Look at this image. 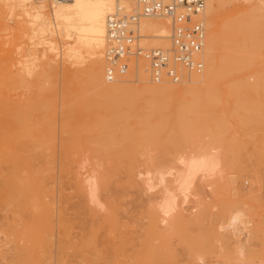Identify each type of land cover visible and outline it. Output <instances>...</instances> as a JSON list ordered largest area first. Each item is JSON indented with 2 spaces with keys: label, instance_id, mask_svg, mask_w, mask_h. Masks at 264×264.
Masks as SVG:
<instances>
[{
  "label": "rangeland",
  "instance_id": "374dc122",
  "mask_svg": "<svg viewBox=\"0 0 264 264\" xmlns=\"http://www.w3.org/2000/svg\"><path fill=\"white\" fill-rule=\"evenodd\" d=\"M43 4L48 7L47 0ZM222 4L217 24L229 25L246 23L257 0ZM7 14L0 2V264H161L163 247L182 264H264V79L255 90L232 85L254 84L253 72L264 76V12L256 52H222L247 57L250 66L214 83L219 101L200 104L213 113L207 125L200 107L182 113L184 129L197 123L184 136L155 132L177 116L179 96L155 98L163 105L158 113L137 90L144 100L106 99L83 67L46 51L45 38L61 50V36L42 40L24 28L19 32L17 13ZM29 61L35 68L26 74ZM133 79L134 73L126 85L139 89ZM218 119L225 125H216ZM144 127L149 141L142 138ZM179 140L188 144L177 148ZM203 145L215 148L222 161L219 174L197 185L183 205L189 212L198 204L200 214L162 225L143 202L156 200L160 188L146 192L137 173L168 168L179 153ZM87 177L97 180L96 205L87 198ZM238 211L246 216L247 237L220 235L217 225Z\"/></svg>",
  "mask_w": 264,
  "mask_h": 264
},
{
  "label": "bare ground",
  "instance_id": "6f19581e",
  "mask_svg": "<svg viewBox=\"0 0 264 264\" xmlns=\"http://www.w3.org/2000/svg\"><path fill=\"white\" fill-rule=\"evenodd\" d=\"M44 1L45 0H39L38 3H34L33 0H0L1 4L7 9V15L9 17H12L14 13H17L16 15L20 19V21L18 20L20 27H16V29L19 28V32H21L22 28H24V33L29 35L31 34V36L34 35V37L39 35L42 40H44L43 36L46 34L53 35L56 33V36H61L66 41L62 49L57 50V44L53 42L54 40L52 41L45 38L44 41L48 44V49L46 51L49 50V52L54 53L55 57L57 56L59 59L62 57L63 59L61 61L65 62V60H67V62L70 61L69 63L71 65H76L80 68L83 67L84 71L87 73L89 83L98 87L99 93L102 97L106 99L114 97L115 99L118 98L119 100H122L128 97L131 98L132 95H136L133 97L136 99L139 98L140 95H148L149 100H146V107L150 109V111H154V113L156 111V113H158L157 110L161 109L163 105L157 102V99L155 100V98H158L159 100L164 96H179L180 100L176 101V104L171 103L174 105L173 107L177 109L178 113H176L177 116L173 118L174 120L171 124L166 123L170 126H167L166 128L165 122L163 121L159 123L155 129L156 134L159 131L164 130V132L167 131L169 136L173 132H181L180 135L183 134L184 136L186 132L190 131L192 127H194L193 125H197L195 121L194 124H190L192 127L188 126L187 130L184 129V125H186V123L180 119L183 112L185 114L187 111L192 110V112H187V114H193V109L195 107H200L201 111L204 110L202 109L203 106L201 107V101L204 100L210 101L209 103L212 105L219 101L218 92H216L213 87L217 80L229 76L233 72H236L245 66H250L249 59L247 57H227V55L223 53L225 49H229V47H238L240 54L253 52L259 45V30L262 18L259 13L264 12V0H257V7H255V11L251 14V16H249V20L246 23L241 21L242 19H237L234 20V23L229 25L225 24V22L217 24V9L220 8V5H223L222 2L224 0H220L218 3H216V0H204L205 10L203 23L205 26V45L202 55L204 67L200 74H191L187 80H184L179 84H171L166 81L153 83L149 79L147 61L144 58H139L134 60V64L129 65L125 76L113 82H107L103 75L105 64L103 52L106 18L118 7L122 8L125 12H131L139 9L140 6L137 1L47 0L48 7L43 4ZM225 31L232 32L229 38L223 37V33ZM138 32L140 35L139 43L144 48L154 49L166 48L169 46L168 37L170 33V22L166 18H143L139 22ZM58 47L61 48V46ZM30 63L31 62L29 61V64ZM34 68L35 66L30 64V66L22 71L26 74H30ZM133 73V82L140 83L139 89H134L137 86H134L133 88V86L126 85L131 82L129 81V78L132 77ZM252 77L254 84H243L245 83L243 81V85L237 84V86H234L235 84H232L233 88L252 89L253 87H260L258 85L262 82L264 76L253 72ZM136 92L137 94H140L139 97ZM209 107L212 106L207 105V108ZM204 113V117L201 116L202 118H200L202 119L203 127L212 120L209 117L213 115V113L212 115L210 114L211 116L206 114V111ZM257 119L259 120V117H257ZM257 119H253L255 120L254 122L258 121ZM251 120L249 118V122H251ZM215 123L218 126L225 125L223 121H220L219 119L215 121ZM259 123H263L262 125H264V122L259 121ZM241 124L239 123V125ZM251 124L253 125V122ZM141 135L143 136L142 138L144 141H149L151 138L150 128H142ZM169 136L166 137L169 138ZM156 138L159 139L158 135ZM185 141L186 140H179L177 143L175 142L176 146H174L180 148L183 142L186 143ZM186 144H188V141ZM214 149L215 148L208 145L193 148L189 152L179 153L174 158L173 165L170 167L168 166V168L161 167L154 171L147 168L148 170L146 171L138 172V177L141 179L139 181L145 186L146 192L150 193V191L157 189V187L160 188V194L156 200L153 201L149 197H146V199L143 200L145 212L153 214L162 225H167L169 221L172 220H183L182 218L185 216L191 218L192 216L194 217V215H199L200 211L198 204L193 205L190 209L191 211L189 212L183 205L188 202L190 195L194 192L197 185L207 182L219 174V168L222 160L219 158L218 153L214 151ZM82 166L83 165L80 163V168ZM96 181L97 180H94L92 177H87L85 181L86 188L88 190L87 198H89V203L94 202L92 205L96 202L97 188H99ZM183 212H188V216ZM245 217L246 216L240 211L232 213L228 216L226 222H221L217 225L219 234L223 236L228 235L237 239L242 236H246L247 220ZM174 255L175 254L170 252L168 248H161V264H182L176 260ZM220 264L226 263L220 262Z\"/></svg>",
  "mask_w": 264,
  "mask_h": 264
},
{
  "label": "built area",
  "instance_id": "2783aa9c",
  "mask_svg": "<svg viewBox=\"0 0 264 264\" xmlns=\"http://www.w3.org/2000/svg\"><path fill=\"white\" fill-rule=\"evenodd\" d=\"M136 1L139 9L125 12L118 7L106 18L104 79L113 82L125 76L131 60L139 58L147 61L149 79L153 83L179 84L191 74H200L204 67V0ZM143 18L169 20L168 47L147 49L140 45L138 25Z\"/></svg>",
  "mask_w": 264,
  "mask_h": 264
}]
</instances>
